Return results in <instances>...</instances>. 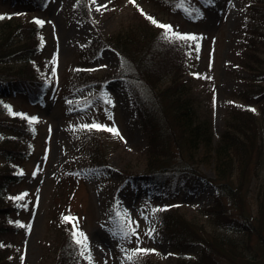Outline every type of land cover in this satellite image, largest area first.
Masks as SVG:
<instances>
[{"label": "rangeland", "instance_id": "rangeland-1", "mask_svg": "<svg viewBox=\"0 0 264 264\" xmlns=\"http://www.w3.org/2000/svg\"><path fill=\"white\" fill-rule=\"evenodd\" d=\"M74 2L47 0L37 17L45 21L38 52L49 92L38 105L30 107L29 117H35L36 122H31L32 151L23 164L21 181L15 190L16 197L23 199H16L20 218L14 264H48V242L54 240L48 231L49 219L68 221L72 228L75 224L78 237L79 232L87 236L85 256L88 259L91 255V264H129L127 257L137 248L155 252L137 255L139 260L133 259L135 264H173L176 256L194 257L197 246L175 248L159 235L160 225L154 214L172 202L184 216L205 220L207 215L201 209L210 204L213 189L203 187L195 179L190 192L181 190L168 198L151 190L148 184L131 187L129 179L122 182V172L142 170L140 149L144 133L135 118L128 88L123 80L112 77L119 68V59L114 51L104 48L87 65V71L96 79L108 78L98 93L90 85L79 87L83 81L75 79L79 71L77 53L97 32L109 36L122 26L127 27L130 21L146 19L140 9L158 22L173 26L181 35L196 36L198 39L188 40L189 66L182 79L190 89L197 116L210 120L212 138L217 141L229 106L242 103L243 92L251 89L250 74L241 65L247 0H208L201 6L191 0L187 3L191 7L182 9H169L165 2L158 4L154 0H135V4L129 0H86L87 19L74 8ZM105 4L107 7H102ZM9 10L13 11L12 6L0 1V16L4 17ZM256 83L264 87V76ZM263 100V94H258L250 100L249 108L254 109L264 130L260 110ZM23 105L24 99L17 95L0 100V117L17 112ZM6 106L11 107V112ZM86 120L90 124H85ZM91 124L115 127L123 137L103 131L107 165L103 174L91 172L89 160L81 156L80 142L73 135L78 126ZM7 133L0 128V141ZM197 170L201 175L212 176V170L199 162ZM260 172H264V155ZM248 202L252 207L251 196ZM229 209L231 215L236 214L231 206ZM116 220L128 236L113 229Z\"/></svg>", "mask_w": 264, "mask_h": 264}, {"label": "trees", "instance_id": "trees-1", "mask_svg": "<svg viewBox=\"0 0 264 264\" xmlns=\"http://www.w3.org/2000/svg\"><path fill=\"white\" fill-rule=\"evenodd\" d=\"M0 1L8 2L13 9L0 19V100L22 97L26 105L15 113L27 117L13 113L0 117V128L8 132L0 141V264H14L20 218L15 190L32 151L30 107L38 105L49 92L38 52L43 30L35 22L47 0ZM154 1L165 2L169 9L191 7L187 6L191 0ZM200 1L197 3L201 6L207 0ZM74 8L88 18L86 0H75ZM122 27L109 36L97 32L79 47V71L75 73V79L83 81L79 87L90 85L99 93L108 78L96 79L87 71V65L103 48L114 51L119 59V68L112 77L124 81L144 133L142 170L122 172V182L129 179L131 187L148 184L151 190L168 198L181 190L190 192L195 179L213 189L210 204L201 209L207 215L205 220L184 216L172 202L154 214L160 225L159 235L175 248L197 246L194 257L179 255L173 264H264V172H260L264 130L249 108L251 99L258 94L264 96V87L256 83L264 76V0H247L241 65L250 74L251 89L243 92L242 103L229 106L217 141L212 138L210 120L197 116L190 89L183 84L182 74L189 66V41L164 38V30L155 29L143 17ZM260 110L264 118V100ZM85 124L90 122L86 120ZM103 133L106 134L81 126L73 130L80 142L81 156L89 160L91 172L99 174L107 171ZM198 162L212 170L211 177L199 174ZM230 206L236 210L235 215L230 214ZM47 226L54 238L48 242V264H89L84 246L76 242L81 238L73 235L77 228L68 221L52 219L47 220ZM112 227L123 234L117 220ZM134 259L139 260L138 256Z\"/></svg>", "mask_w": 264, "mask_h": 264}, {"label": "snow or ice", "instance_id": "snow-or-ice-1", "mask_svg": "<svg viewBox=\"0 0 264 264\" xmlns=\"http://www.w3.org/2000/svg\"><path fill=\"white\" fill-rule=\"evenodd\" d=\"M110 2V0H109ZM129 2L135 4V0H129ZM93 3H96V0H93ZM102 7H107V5H102ZM100 9L98 8L97 11H99ZM141 13L143 15L146 16V19H148L152 24H154L155 26L161 28L164 30V38L166 39H186V40H196L198 39L196 36H190V35H181L177 32H175L173 30V26L171 25H166V24H162L160 22H158L155 18L151 17V16H147L146 13L144 12L143 9H140ZM4 17L0 16V19H3ZM37 24L43 26V24L45 23V21L43 20H36L35 21ZM169 33H171V36H169ZM8 107L9 111L11 112V107L10 106H6ZM254 111V109H253ZM14 115H20L22 117H24V114L22 113H13ZM24 118H27V117H24ZM30 122L34 123L36 122V118L35 117H32L30 118ZM84 128H88V129H92V128H95L96 130L98 131H109L111 132L112 134L114 135H117V136H120V132H119V129L115 128V127H107L105 125H100V124H91V125H83ZM121 139H123L122 136H120ZM16 199H23V196H20V197H17ZM162 210V209H160ZM74 218H70V217H65V220H72ZM21 227H25V225H19ZM28 227L29 229L31 228V225H28L26 226ZM73 227L75 228V224L73 225ZM133 234L135 233V230L133 229ZM154 231V229H153ZM73 235L74 237L77 235V233L74 231L73 232ZM124 236H128L129 233L128 232H124L123 233ZM79 237H81V239H77V243L78 244H82L84 246V249L87 250L88 249V245L86 243V241L88 240L87 236L83 233V232H79ZM2 246V245H0ZM149 252H155L154 249H143V248H137L135 250V252L133 253V255H129L127 257L128 260H133L134 259V256H137V255H141V254H147ZM83 254V252L81 253ZM88 259H89V264H91L92 262V257L91 255L89 254L88 256Z\"/></svg>", "mask_w": 264, "mask_h": 264}]
</instances>
